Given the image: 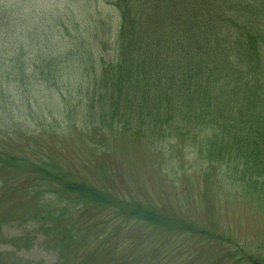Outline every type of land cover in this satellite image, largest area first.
Listing matches in <instances>:
<instances>
[{"label":"rangeland","instance_id":"rangeland-1","mask_svg":"<svg viewBox=\"0 0 264 264\" xmlns=\"http://www.w3.org/2000/svg\"><path fill=\"white\" fill-rule=\"evenodd\" d=\"M26 1L41 20L27 22L25 11L27 60L40 47L34 38L53 48L46 59L64 57L74 42L114 58L119 18L109 0ZM5 67L0 264H264V180H225L226 167L197 145L202 132L165 134L156 123L147 134L123 132V119L99 118L88 78L65 70L59 80L44 66V77L58 79L49 90L15 83Z\"/></svg>","mask_w":264,"mask_h":264},{"label":"trees","instance_id":"trees-1","mask_svg":"<svg viewBox=\"0 0 264 264\" xmlns=\"http://www.w3.org/2000/svg\"><path fill=\"white\" fill-rule=\"evenodd\" d=\"M4 1L0 62L15 83L53 90L65 70L76 73L69 67L76 59L77 73L98 87L99 118L123 119V132L139 135L154 123L165 134L202 132L197 145L210 164L226 167L225 180H264V0H107L119 18L110 62L76 42L64 57L46 59L53 48H41L39 38L36 59L27 60L31 41L21 35L41 20L33 21L26 0ZM15 12L21 21L8 19ZM44 66L59 78L44 77Z\"/></svg>","mask_w":264,"mask_h":264}]
</instances>
